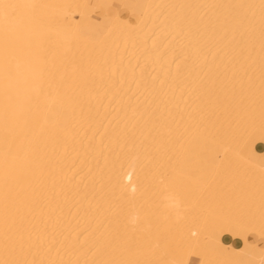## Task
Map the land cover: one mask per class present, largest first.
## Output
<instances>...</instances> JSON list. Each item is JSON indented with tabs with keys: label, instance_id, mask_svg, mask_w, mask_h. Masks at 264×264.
I'll return each instance as SVG.
<instances>
[{
	"label": "bare ground",
	"instance_id": "bare-ground-1",
	"mask_svg": "<svg viewBox=\"0 0 264 264\" xmlns=\"http://www.w3.org/2000/svg\"><path fill=\"white\" fill-rule=\"evenodd\" d=\"M260 159L264 0H0V264H264Z\"/></svg>",
	"mask_w": 264,
	"mask_h": 264
},
{
	"label": "rangeland",
	"instance_id": "rangeland-1",
	"mask_svg": "<svg viewBox=\"0 0 264 264\" xmlns=\"http://www.w3.org/2000/svg\"><path fill=\"white\" fill-rule=\"evenodd\" d=\"M93 20L98 21L99 19L96 18V17H93ZM183 169L186 170V171L189 170L188 167H185V168L183 167V168H182V171H183ZM209 170H210V169H209ZM209 170L206 168L205 173H203V174L200 176V178H201L202 181L206 182V180L208 179V174L210 173ZM186 171H183V172H186ZM206 173H207V174H206Z\"/></svg>",
	"mask_w": 264,
	"mask_h": 264
},
{
	"label": "crops",
	"instance_id": "crops-1",
	"mask_svg": "<svg viewBox=\"0 0 264 264\" xmlns=\"http://www.w3.org/2000/svg\"><path fill=\"white\" fill-rule=\"evenodd\" d=\"M260 162L263 164L264 163V159H260ZM250 240H252V238Z\"/></svg>",
	"mask_w": 264,
	"mask_h": 264
}]
</instances>
